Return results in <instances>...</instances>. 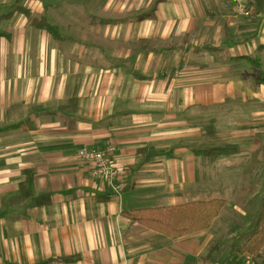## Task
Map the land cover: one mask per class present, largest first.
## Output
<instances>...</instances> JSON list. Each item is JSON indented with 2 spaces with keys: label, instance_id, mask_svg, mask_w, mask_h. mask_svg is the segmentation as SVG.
<instances>
[{
  "label": "crops",
  "instance_id": "0c3cea01",
  "mask_svg": "<svg viewBox=\"0 0 264 264\" xmlns=\"http://www.w3.org/2000/svg\"><path fill=\"white\" fill-rule=\"evenodd\" d=\"M245 4L0 0V264L232 263L264 196V7ZM61 7L85 9L84 35ZM82 147L111 149L119 195ZM208 187L232 193L205 231L170 239L124 216Z\"/></svg>",
  "mask_w": 264,
  "mask_h": 264
},
{
  "label": "trees",
  "instance_id": "16d2710c",
  "mask_svg": "<svg viewBox=\"0 0 264 264\" xmlns=\"http://www.w3.org/2000/svg\"><path fill=\"white\" fill-rule=\"evenodd\" d=\"M259 9L264 7V0H255ZM32 26L43 29L55 40L60 41L58 28L45 16H33L28 10L20 9ZM232 147H215L198 151L200 156L210 159L229 156L235 153ZM224 201L211 199L194 201L177 206H164L151 209H136L124 212V216L133 223L148 228L167 238L175 239L207 230L224 206ZM264 247V196L260 199L256 214L248 231L229 249L231 264H245L249 259L260 257Z\"/></svg>",
  "mask_w": 264,
  "mask_h": 264
},
{
  "label": "built area",
  "instance_id": "2783aa9c",
  "mask_svg": "<svg viewBox=\"0 0 264 264\" xmlns=\"http://www.w3.org/2000/svg\"><path fill=\"white\" fill-rule=\"evenodd\" d=\"M234 11L242 16H249L245 0H228ZM111 149L100 150L91 147H82L77 151V158L86 166L87 173L92 179L105 183L114 195H119L123 189L120 170L112 161Z\"/></svg>",
  "mask_w": 264,
  "mask_h": 264
},
{
  "label": "rangeland",
  "instance_id": "374dc122",
  "mask_svg": "<svg viewBox=\"0 0 264 264\" xmlns=\"http://www.w3.org/2000/svg\"><path fill=\"white\" fill-rule=\"evenodd\" d=\"M83 9H84L83 7H79L77 10H75L74 7L73 8L61 7V8L54 9V14H52V16L54 17V20L56 22H58V21L64 22L67 20L71 26L69 31H73V28H75V27H76V29L79 30L78 27H80L81 33H82V35H84L87 32V24H86L87 18H85V19L80 18L82 13H85V9L84 10ZM88 41H90V40H88ZM72 42H74V41H72ZM72 42L69 41L68 43L71 44ZM101 66L107 67V64L102 63ZM229 186L232 187L231 185H229ZM231 193H232V189H230L228 191V190H221V189L219 190L217 188L214 189L213 187H208L204 191H201V190L199 192L196 191L195 193H193V195H194L195 200L205 201V200H210L213 198H221V199H225L227 201L231 198V195H230ZM161 202L162 203H160V204L162 205V204H164L165 201H161ZM242 219H243V217H242Z\"/></svg>",
  "mask_w": 264,
  "mask_h": 264
}]
</instances>
